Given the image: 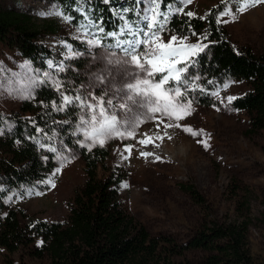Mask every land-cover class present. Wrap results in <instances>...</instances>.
I'll return each mask as SVG.
<instances>
[{
    "label": "rangeland",
    "instance_id": "1",
    "mask_svg": "<svg viewBox=\"0 0 264 264\" xmlns=\"http://www.w3.org/2000/svg\"><path fill=\"white\" fill-rule=\"evenodd\" d=\"M143 1L141 16L133 23L125 24L124 31L113 36L112 44L108 45L93 27L73 25L58 5L49 0H0V8L13 7L32 13L39 26L47 22L54 24L57 31L45 33L42 42L60 59L54 64L50 63V69L40 71L13 48L0 43V112H20V104L24 100H33L35 90L44 81L60 90L77 88L72 96L63 92L61 94L73 98L80 95L82 101L87 100L93 105L96 101L89 94L102 96L105 101L112 99L113 105H106L108 111L104 116H101L98 107L95 112L80 107L81 101L65 104L61 97L60 105H67L70 110L77 112L81 144L89 145L88 148L102 145L108 151V165L118 164L129 170L130 179L124 189V199L131 213L151 234L169 235L178 241L194 235L208 219L223 224L246 222L245 248L255 260H263L264 132L246 136L247 116L230 105V101L244 93L248 86L244 81L228 78L218 88L213 105L191 104L181 107L187 103H181L178 96L168 91L176 88L172 85L174 79L159 89L152 85L162 76L170 75L167 71L170 66L178 69L181 62L198 50L190 49L187 45L199 42L190 36H181L164 29L156 32L161 37L156 44L170 43L171 48L160 47L156 54L142 56L140 60L149 66L147 60L150 59L156 67L165 69L164 72H156L152 68L155 75L148 77L149 84L138 86L136 91L150 95L155 101L151 107L157 109L155 113L149 110L141 116L145 110L125 99L127 95L135 96V93L124 88L126 83H135L132 73L138 72V69L135 64L125 63L130 59L123 51L127 45H118L122 41H148L155 32L151 26L156 10L155 1L151 5L149 0ZM218 1L191 0V3H187L182 0L180 13L191 12L202 16ZM243 6L244 0H233L221 21L235 44L259 52L264 45V3L239 11ZM170 36L183 39L184 43L170 41ZM68 38L84 42L85 51L75 49ZM97 40L99 43H94ZM156 44L138 45L136 51L140 52L142 48L147 51L155 48ZM173 51H176L179 61L177 56L168 55ZM76 57L85 59L82 70L74 71L80 77L79 80L68 75L73 72L67 64ZM141 76L143 78V74ZM118 89L123 91L118 92ZM120 103H126L132 111L120 109ZM164 107L172 112V119L160 114V109ZM93 115L98 119L92 120ZM113 115L120 123L139 118L132 136L126 133L123 137L102 134V127L107 128L111 124ZM147 116L152 119H147ZM81 117L88 123H82ZM177 124L181 127H176ZM185 128L199 135L194 136ZM85 132L95 137V143L85 139ZM141 140L143 144L139 142ZM205 143L208 147L204 146ZM144 153L151 155L145 156ZM83 168L84 161L78 153L62 154L56 161L48 185L20 199L19 205L29 218L62 220L67 213L72 191L83 180ZM97 174L100 177L105 174L100 164ZM181 186L196 188L204 199V206ZM186 254L200 257L202 253L194 250ZM7 257L0 248V264H5Z\"/></svg>",
    "mask_w": 264,
    "mask_h": 264
},
{
    "label": "trees",
    "instance_id": "2",
    "mask_svg": "<svg viewBox=\"0 0 264 264\" xmlns=\"http://www.w3.org/2000/svg\"><path fill=\"white\" fill-rule=\"evenodd\" d=\"M49 1L56 3L76 27H93L108 45L113 36L106 33L120 34L144 8L143 0ZM154 1L151 26L155 32L169 29L201 45L208 44L179 65L185 67L187 62L188 68L180 73V82L173 80L172 85L182 94L179 101L211 106L226 79L244 81L247 90L235 96L230 105L247 116L246 136L264 132V45L254 52L231 40L221 17L233 0L216 2L202 16L180 13L182 0ZM56 31L52 23L39 26L27 10L0 8V43L13 48L40 71L60 61L42 42L45 33ZM68 41L85 51L84 42ZM84 65V58L72 59L67 66L73 73L68 75L79 80L74 71ZM76 91L73 87L60 90L44 81L33 100L20 104V112H0V248L8 255L5 264H264V259L255 260L245 248L246 222L223 224L208 219L184 241L151 234L125 202L129 170L108 165L105 147L81 144L77 112L67 105L59 110L61 92L72 96ZM64 153H78L84 161L83 180L71 193L65 217L29 218L18 201L48 185L56 161ZM99 164L105 170L101 177L97 174ZM181 187L204 206L196 188ZM194 250L201 256H187Z\"/></svg>",
    "mask_w": 264,
    "mask_h": 264
},
{
    "label": "snow or ice",
    "instance_id": "3",
    "mask_svg": "<svg viewBox=\"0 0 264 264\" xmlns=\"http://www.w3.org/2000/svg\"><path fill=\"white\" fill-rule=\"evenodd\" d=\"M153 2V0H149V4L151 5V3ZM187 3H191V0H186ZM259 3H264V0H244V6L239 8V11L243 12L245 11L247 8L250 7H254ZM151 10V8H150ZM187 15L191 16L193 15V13L188 12ZM145 19H147V17H145ZM130 28V26H127ZM100 31H104L103 28H100ZM157 31H159V27L157 28ZM106 35L109 36H115L116 33L114 32H109L106 33ZM133 35H135V33H133ZM194 35H196L194 33ZM151 37H155V39H152ZM151 37L149 38L148 41H136V40H132V41H122L119 42L118 46H122V45H127L126 48H123V51L125 53L126 57H130V59H128L127 61H125V63L128 64H135V67L138 69V72L132 73V75L135 78V83H126L124 85V88L130 90L131 92L135 93L134 95H127L125 97V99L127 101H131L133 104H135L138 108L140 109H144L145 113H141V116L146 115L147 111H151L152 113H155L157 111L156 108L151 107L155 101H153V99L151 98L150 95H145L143 92H137V88L139 85L143 84V85H147L149 84V79L148 77H154L155 73L151 70L152 68H155L156 72H164L165 69L164 68H160V67H156L154 64H152V61L150 59L147 60V65L151 66H146L145 63H141V57H150L154 54H156L159 50L160 47L163 48H171V44L170 43H163L161 44H156V41L160 40L161 37H159L156 32H153L151 34ZM205 40L207 39V36L203 37ZM170 41H174V42H178L180 44H183L184 41L183 39L178 40V38L176 36H170L169 37ZM94 43H99V41H95ZM145 43H149V44H156L155 48H149L147 51H144V49L142 48L140 52L136 51V48L138 45H142ZM188 48L190 49H203V48H207L208 44H203L201 45L200 43H192L187 45ZM168 55H173V56H177V61H179V57L176 53V51H173L171 53H169ZM188 70L187 68V62H185V67L182 68H175L174 66H170L167 71L170 73V75H165L162 76V78L158 81L153 83V87L156 89L161 88L162 85H165L168 83V81L170 79H175L177 82H180L181 77H180V73L182 72H186ZM141 74H143V78L141 76ZM57 87H59V85L57 84ZM118 92L123 91V89H118ZM168 91L173 92L176 96H181V92L179 88H171L168 89ZM105 95H107V93L105 92ZM62 99L64 101L65 104H73L75 101H81L80 103V107H86L89 109H92L93 112L96 111L97 107L100 110V114L101 116H104V113L108 111V108L106 107V105H113V100L109 99L107 101L104 100V98L102 96H91V94H89L90 98L92 100L96 101V104L93 105L91 103H88L87 100H81V96L77 95L76 97H68V96H63V94H61ZM232 99V98H230ZM192 101H188L187 105H181V107H187L188 105H191ZM120 109H127V111L131 112L132 109L128 107V105L126 103H120L119 105ZM59 110L63 111L64 107L63 105L59 106ZM160 114L165 116L167 119H172V112L168 110L167 107L161 108L160 109ZM147 119L151 120L152 117L151 116H147ZM98 118L93 115L92 116V120H97ZM111 124L107 127V128H103L102 127V134L109 136V137H114L116 135H119L120 137H123L125 135V133L128 136H132L133 132L135 131V125L137 123H139V118H134L132 120H125L123 123H120V121L117 120L116 116H111ZM176 119H179V117H176ZM81 122L82 123H88V121H85L83 119V117H81ZM119 125V126H117ZM169 127H171V125H167ZM176 127H181V125L177 124ZM121 128H123V131H121ZM129 129H131V131H129ZM185 131L191 132L192 135L196 136L199 135V133H196L194 131H192V129L190 128H185ZM93 131H96V129H93ZM84 137L86 140L91 139L93 141V143H95V137L90 135L88 132L84 133ZM141 144L144 143L143 140L139 141ZM85 147H90L89 145H84ZM102 146V145H101ZM205 147H208V145L205 143L204 144ZM130 147V146H129ZM143 155L148 156L151 155V153H144ZM159 159V158H157Z\"/></svg>",
    "mask_w": 264,
    "mask_h": 264
}]
</instances>
